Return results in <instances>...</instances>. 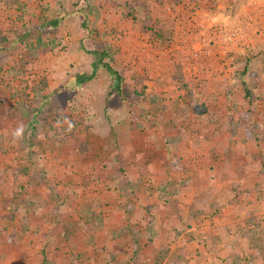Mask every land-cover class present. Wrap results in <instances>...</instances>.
Listing matches in <instances>:
<instances>
[{
  "label": "rangeland",
  "instance_id": "obj_1",
  "mask_svg": "<svg viewBox=\"0 0 264 264\" xmlns=\"http://www.w3.org/2000/svg\"><path fill=\"white\" fill-rule=\"evenodd\" d=\"M55 18L56 25L27 33ZM92 49L106 50L121 72V95L101 65L75 85L77 72L91 70ZM258 99L264 0H198L194 7L190 0H0V256L31 255L25 234L34 210L53 212L70 200L85 205L77 213L85 220L98 195L107 242L95 250L89 234V251L73 252L77 264H210L223 250L222 234L199 222L221 209L210 202L224 193L210 182L212 164L242 159L234 139L256 135L259 121L249 116ZM146 134L155 146L142 145ZM260 147L247 157L251 182L254 159L264 166ZM95 177L106 181L103 195L93 194ZM248 181L239 193L260 191ZM160 223L166 230L154 242ZM260 228L254 235L264 245ZM127 237L134 249L121 246Z\"/></svg>",
  "mask_w": 264,
  "mask_h": 264
},
{
  "label": "crops",
  "instance_id": "obj_2",
  "mask_svg": "<svg viewBox=\"0 0 264 264\" xmlns=\"http://www.w3.org/2000/svg\"><path fill=\"white\" fill-rule=\"evenodd\" d=\"M192 2H195L194 4H197L198 0H190V3L194 7V4ZM173 4L175 3L173 2L171 5ZM262 103L264 105V99L256 100L254 103L255 108H252V114L251 116H249L250 119L253 118L255 119V121H259V125H257L258 129H255V133L257 132L256 135L254 134L252 139L249 140L246 139L245 134L244 136H238V138L234 139L235 149L239 150V152L241 151L242 159L237 158L236 160H234L232 158L230 161H226L222 158L223 161L219 162L218 160L217 162H213L212 164L214 165V167L212 168L213 172L211 173L210 182L213 186L221 184L224 189V193L222 194L220 199V196H216V198H211L212 201L210 202L211 204L215 203V205L219 204L221 206V209H219L218 211L213 208L212 211H217L218 213L212 214V216H214L205 219V221H201L204 219H199V222H208L209 228H211L213 233L215 232L218 234H222L223 238L220 245L222 246L223 250L220 249V251L212 255L209 262L210 264H264V260H260L261 253L256 250L255 243L257 242L255 240H252V238L250 239L246 235V233L250 231H253L254 233L255 231L256 233H260V227L264 226V166H262V162L256 158L254 159V162H252V167L254 170L252 182L248 181L245 175V168L247 164L246 162H249V160H247L248 155L251 153L254 155V153L261 151L260 145H262V143L264 145V123H262V121H264V108L262 107ZM256 136L258 137L256 138ZM141 137L142 145L145 146L147 141L148 143H153V145L155 144L153 140H149L148 134H146V141L143 135H141ZM159 141V146L160 144L162 146L163 143V146L161 147L164 153L163 159H166L167 152H169L167 151L168 145L165 142V139H160ZM257 142L259 144H257ZM251 143L258 146L259 149L257 148L255 150V148H253L252 151H247ZM227 145H229V143L225 142V146L229 147ZM212 152H214V150ZM229 154L227 155V157L229 156ZM208 165L210 166L211 164L209 163ZM94 179H96L94 181L96 191L93 194H95L97 191H100L98 192L99 195H103V193L106 191L104 188V183L106 181H104L102 178L98 180V177H95ZM111 181L112 180H109L108 183ZM247 181L250 185H259L260 191L252 194L249 193L248 195H245L244 192L239 193L240 189L243 188L244 191L247 189L245 187L247 185ZM234 187H236L237 189H235ZM249 190H251V188H249ZM106 193L108 194V192ZM90 196L91 195H89L88 198ZM92 197L94 200L93 202H96L93 203V208L84 210H86L88 214H92V217H98L96 223L93 224H90L91 222L79 218L80 216L79 214H77L80 213L78 208L82 209L85 207V205L82 203V206L81 204L73 205L70 200H68L67 203L62 204L58 210H54L53 212L44 209H36L31 212V215H35L36 223L32 222L31 228L29 230L33 231H28L25 234V238L27 236V242L32 241V243L29 245L32 246L34 250L31 248L32 251H30L31 255H29V257H22L19 255L13 260L8 257L0 256V264H77V261L80 262L81 260H75V255L73 254V252L76 248L79 251H81L80 249H84L81 252L84 254L85 249H87V252L89 251L88 248H85V244L87 243L86 237H90L89 234H94V241L95 243L97 242L96 247L94 246L92 248H94L95 250L99 249V251L102 250L103 246L107 242L104 241L103 243V240L105 239L101 236L102 231L104 230L101 227L102 223L97 224L98 222H101L99 218L102 215V210L99 206L100 203L98 202V195ZM231 198H233L234 202L230 203ZM124 210L122 209L123 215H128V211ZM167 212L168 211L164 209V213ZM175 213L176 211H173L172 214H168L169 222L174 221ZM57 214L60 216H57ZM129 215H132L131 210ZM188 215L189 214L187 211L186 216ZM66 216L68 218H66ZM72 216H78L76 218L78 219L76 223L70 221ZM58 217H60L61 219H59ZM199 217L203 218V215H200ZM17 220L19 221L18 217ZM196 221L198 222V219ZM157 225L155 226V229L157 230V239H154V242L157 241L158 238L159 240H161L163 235L160 234V232H165L166 230L165 228L160 230L161 223L159 224V226ZM17 231L21 232V226L17 228ZM172 235L174 234L172 233ZM128 237L124 244H122L121 246L127 247L129 249H134V247H136V242L133 240V238L130 237V239H128ZM33 241L42 243L41 245H39L40 249L38 248L37 244L33 243ZM17 246H15V248L19 249V252H21L22 247ZM30 246L26 247L27 250H25L27 252L30 250ZM262 246L264 248L263 244ZM2 247L3 246L0 245V249ZM43 247L45 249L44 253L41 250ZM23 253L25 254V252ZM98 254L101 253L99 252ZM86 259L87 258H85L84 263L88 264L89 261L86 262ZM90 261L92 262V260ZM163 263H165V261Z\"/></svg>",
  "mask_w": 264,
  "mask_h": 264
},
{
  "label": "trees",
  "instance_id": "obj_3",
  "mask_svg": "<svg viewBox=\"0 0 264 264\" xmlns=\"http://www.w3.org/2000/svg\"><path fill=\"white\" fill-rule=\"evenodd\" d=\"M144 21H148L147 15L145 16ZM57 23H58V19L55 18V19L51 20L50 22L41 23L38 27H32L30 30L28 29L27 33L35 32L36 30L42 31L48 25H50V24L56 25ZM150 35H151V39H153V38L158 39L159 38L160 42H162L164 39L163 34L160 32H153V33L150 32ZM36 42H37V44H39V46L43 45L41 42V38L38 35L36 36ZM90 53L93 55V60H92L91 65H90L91 70L88 73L85 71L77 72V74L75 75L74 80H73L75 85H80L82 82L91 79L95 75L97 67L101 65L106 69V71L109 73V75L113 79V81L111 82V87H112L111 89L116 91L118 94L121 95L123 76H122L121 72L119 70L115 69L113 67V65L109 62V60H108L109 54L107 53V51L106 50L92 49V50H90ZM243 84H244V82H243ZM244 90H245V93L248 95V93H249L248 88L245 87ZM110 92H111V90L108 93H110ZM36 110L37 109H35V111ZM31 206L32 207L36 206V204H31ZM86 209H89V204H86ZM85 218H86L85 219L86 221H89L92 218V214H87V216ZM254 234L255 233L253 231L246 233V235L250 239L255 238ZM255 241L257 242V243H255L256 250L259 253H264V248L262 246V243L259 241V239L255 238Z\"/></svg>",
  "mask_w": 264,
  "mask_h": 264
}]
</instances>
